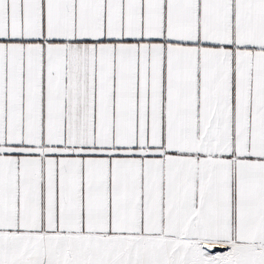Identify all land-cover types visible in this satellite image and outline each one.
Segmentation results:
<instances>
[{"label":"snow or ice","instance_id":"1","mask_svg":"<svg viewBox=\"0 0 264 264\" xmlns=\"http://www.w3.org/2000/svg\"><path fill=\"white\" fill-rule=\"evenodd\" d=\"M0 264H264V0H0Z\"/></svg>","mask_w":264,"mask_h":264}]
</instances>
